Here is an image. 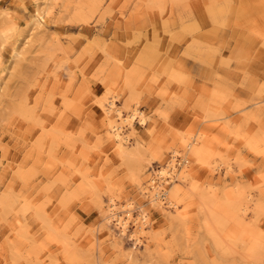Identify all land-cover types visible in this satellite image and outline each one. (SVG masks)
I'll return each mask as SVG.
<instances>
[{"label":"rangeland","instance_id":"1","mask_svg":"<svg viewBox=\"0 0 264 264\" xmlns=\"http://www.w3.org/2000/svg\"><path fill=\"white\" fill-rule=\"evenodd\" d=\"M194 134L167 214L141 188ZM0 264H264V0H0Z\"/></svg>","mask_w":264,"mask_h":264},{"label":"bare ground","instance_id":"2","mask_svg":"<svg viewBox=\"0 0 264 264\" xmlns=\"http://www.w3.org/2000/svg\"><path fill=\"white\" fill-rule=\"evenodd\" d=\"M42 20H44V15L39 14V18L36 21V25L38 27L39 26L41 27ZM99 109H100V113H101L102 117L107 122V126L111 131V138L113 141V145L119 151L125 153L126 152V145L124 142H125L127 136L123 132V129H124L123 126L128 125L129 128H132V119H133V115H135L136 109L131 110V112L124 113L122 111V109L119 106H117V104H115L113 99L108 100L106 103H101ZM139 120L142 123L146 122L145 117L143 115H141L139 117ZM203 121L206 122V121H209V119L204 118ZM182 140L184 142H186L184 153H181L178 155L177 154L178 152L175 153L176 150L173 149L171 151L172 153H171L170 159L166 163L161 165L155 172V174L158 175L159 180L156 179L155 174H154L152 177H149L150 180H149L148 184L144 185L141 188L142 193L146 194L145 195L147 197L146 200L151 202L153 204L152 206L159 207L160 209L166 211L167 214H170L172 212V210L169 208L177 207L179 204L177 200H173L171 198V196H169L170 194L168 193V191H169L170 185H174L176 187V189L174 190L175 195H176V192L179 191V186L177 185V183H179L180 180L183 181L184 184L186 183V181H187V179H186V175H187L186 167H187V162H188V154L194 153L195 156L200 157V156H202V153H203V149L201 146L198 145L197 136L195 134L188 136V137H183ZM201 161H203V160H201ZM179 166H180V168H179ZM163 199H164V201H163ZM108 201L109 202L104 209V211H105L104 219L107 222L114 220L116 224H119L118 225L119 226V228H118L119 233H117V234L112 233L111 237L114 239L119 238V240H120V238L126 232L127 224H128L127 222H129L128 220L130 219L132 222V225H133V229L131 230V232L129 234L130 237L133 238V240H134L133 242L135 245L143 244V242H144L143 237L146 236L145 231L151 225L150 216L148 215L147 210L143 207H139V209L135 215H132V213L130 211H127L125 217H122V216L117 214L118 212L115 211L116 210V203H115L113 197L110 196L108 198ZM129 203L131 204V202H128L127 204H129ZM241 205H243L241 207V209L245 210L247 205L245 203H241ZM214 228L216 229L217 227H214ZM216 230L219 231L218 228ZM223 234H218V235L224 236L225 234L224 235ZM213 235H214V233H213ZM220 239H222V237ZM216 243L218 245H221L223 242L220 244V241H217ZM98 245H99V243H98ZM257 251L255 253H258ZM251 252L252 251H250V253ZM244 254H246V253H244ZM244 254H243V256H245ZM126 256H127V259L131 258V253L127 252Z\"/></svg>","mask_w":264,"mask_h":264}]
</instances>
